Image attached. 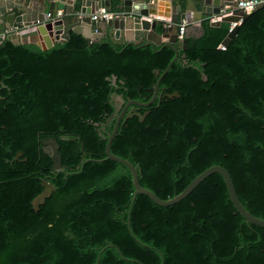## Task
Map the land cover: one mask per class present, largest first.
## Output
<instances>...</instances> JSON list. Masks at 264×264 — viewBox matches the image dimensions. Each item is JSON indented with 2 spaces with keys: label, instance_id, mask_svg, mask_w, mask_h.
Returning <instances> with one entry per match:
<instances>
[{
  "label": "trees",
  "instance_id": "trees-1",
  "mask_svg": "<svg viewBox=\"0 0 264 264\" xmlns=\"http://www.w3.org/2000/svg\"><path fill=\"white\" fill-rule=\"evenodd\" d=\"M200 28L184 36L186 49L159 85V96L179 97H157L140 109L143 122H121L110 151L164 200L222 166L244 208L264 219V7L224 49L229 23L204 19ZM174 56L169 47L88 44L73 32L45 51L10 37L0 43V264H264V228L236 211L219 173L162 207L141 194L132 202L129 169L104 160L111 95L148 102L153 71ZM51 136L63 172H50L41 148ZM42 180L55 190L36 212Z\"/></svg>",
  "mask_w": 264,
  "mask_h": 264
},
{
  "label": "water",
  "instance_id": "water-1",
  "mask_svg": "<svg viewBox=\"0 0 264 264\" xmlns=\"http://www.w3.org/2000/svg\"><path fill=\"white\" fill-rule=\"evenodd\" d=\"M172 1L175 0H170L167 6L168 9H164L163 12H156V0H120L116 15L112 18L105 19L96 14L99 8H105V10L110 12L109 2H105L104 0H0V30H6L15 26L21 28L23 30L22 32L12 33L10 37L17 44H36L43 51L51 48L57 42L64 43L67 41L70 32L82 35L88 44L104 38L114 45L122 46L123 49L130 45L136 47L150 46L156 52L164 47L171 48L175 52V56L171 62L162 72L158 69L153 71L157 80L151 99L145 103L133 100L129 101L124 110L117 116L114 126L106 140V157L104 160L121 163L129 169L134 187L131 198L132 202L136 194H141L147 196L155 204L162 207L172 206L180 202L208 176L219 173L224 179L229 199L236 211L247 223L264 228V219L254 216L242 205L236 194L230 174L224 167L219 165L210 166L198 174L179 194L164 200L140 185L136 168L132 163L114 155L110 151L111 143L117 135L119 125L129 105L147 107L157 97H179L178 92L172 94L166 93L161 96L158 95L162 78L168 72L172 63L179 58V50L186 49L187 47L186 39L178 38V25L182 21H185L188 25L201 22L202 19L204 20L205 18L218 14L223 7L232 6L235 0H200L199 6H197V0H186L183 11L181 4L171 3ZM77 5L79 6L78 9ZM262 7H264V3L257 5L253 11ZM57 9L63 10L64 15L53 20L45 21V15L49 13L52 16ZM251 12L244 13L242 10H238L231 15L223 16L216 22L210 23L214 27L220 26L223 22L235 23L223 39L222 46L228 47L230 45L237 34L241 22L247 19ZM93 14L96 15V18L92 20L91 16ZM164 18H168V22H165ZM38 21L41 23L36 25ZM5 38L7 37L0 35V43ZM112 83L116 84L115 76L112 77ZM118 99L123 103L121 97H118ZM133 110L134 108L131 111ZM147 114L148 112H144L143 114L139 111L136 113L128 112L125 119L131 118L134 115L138 117L140 122H143ZM40 143L45 146V153L51 158L52 168L63 172L62 155L59 151L60 146L56 137L51 136L40 139ZM17 156H23V152H18ZM41 185L43 187L42 191L31 201L32 209L36 212L45 203L46 199L50 198L52 192L55 190L54 186L46 180H42ZM103 250L104 248L100 251V254ZM98 260L96 264H98Z\"/></svg>",
  "mask_w": 264,
  "mask_h": 264
},
{
  "label": "built area",
  "instance_id": "built-area-1",
  "mask_svg": "<svg viewBox=\"0 0 264 264\" xmlns=\"http://www.w3.org/2000/svg\"><path fill=\"white\" fill-rule=\"evenodd\" d=\"M262 3H264V0H235L232 6L223 7L218 14L212 15L206 19L209 20V22L211 23V22H216L220 20L223 16L231 15L233 14V12L238 11V10H242L244 13H248V12L253 11V9L257 5L262 4ZM96 14H98L100 17H103L105 19L112 18L113 16L116 15V13L109 12L105 10V8L99 9ZM63 15H64L63 10L57 9L54 11L52 16L51 14L47 13L45 15V21L53 20V19L62 17ZM95 18H96V15L93 14L91 16V19L93 20ZM166 22H168V20ZM39 23L41 22L38 21L36 25ZM198 24L200 25L201 22H199ZM234 25L235 23H229V31L233 28ZM187 26L188 24L185 21H182L178 25V38H184ZM22 31L23 30L21 28H18L15 26V27H11L6 30H0V35L5 36V37H10L12 33H19ZM220 48L224 49L225 47L221 45Z\"/></svg>",
  "mask_w": 264,
  "mask_h": 264
},
{
  "label": "flooded vegetation",
  "instance_id": "flooded-vegetation-1",
  "mask_svg": "<svg viewBox=\"0 0 264 264\" xmlns=\"http://www.w3.org/2000/svg\"><path fill=\"white\" fill-rule=\"evenodd\" d=\"M113 76H114V75H113ZM113 76H112V77H113ZM112 77H110L109 80H108V81L111 82V84H113V83H112ZM115 77H116V76H115ZM116 83H117V77H116ZM113 85L116 86V84H113ZM118 97H121V98L123 99V103L119 101ZM129 101H132V100H125V99H124L122 96H120V95L112 94V95H111V99H110V102H111V105H112V112H111V114H110L109 116H106V120H105L104 126H110V125L112 124L113 120H114V123H115V121H116V119H117V116L120 115V113L124 110V108H125L127 102H129ZM133 101H136V100H133ZM137 102H140V101H137ZM141 103H143V102H141ZM133 108H134V110L131 111ZM141 108H144V107H138V106H136V105H129V106L126 108V110H125V113H124V116H123L121 122H125L127 119H131V118H133V117H136V116L133 115V117L125 119V116H126V114H127L128 112H132V113H136L137 111L140 112V109H141ZM137 118H138V117H137ZM124 119H125V120H124ZM104 126H103V127H104ZM113 126H114V124H113ZM41 148H42V150H43L44 153H45V146L42 145ZM45 154H46V153H45ZM16 157H18L17 154H16ZM19 157H22V156H19ZM25 160H26V159H25ZM51 169H52V170H51L50 172L59 171V170H54L52 167H51Z\"/></svg>",
  "mask_w": 264,
  "mask_h": 264
},
{
  "label": "crops",
  "instance_id": "crops-1",
  "mask_svg": "<svg viewBox=\"0 0 264 264\" xmlns=\"http://www.w3.org/2000/svg\"><path fill=\"white\" fill-rule=\"evenodd\" d=\"M104 1L105 2L108 1L109 4H110V8L112 7V0H104ZM169 3H170V0H156V4H155L156 5V7H155L156 12L157 11L158 12H161V11L163 12L164 9H168L167 6L169 5ZM171 3L178 4L176 0L175 1H172ZM185 5H186V3H185ZM185 5H184V7H185ZM184 7H182V11L184 10ZM99 9H101V8H99ZM114 13H116V12H114ZM164 20L166 22L168 20V18H164ZM202 20H201V22H202ZM198 23L199 22L191 23L190 25H188L186 27V33H185L184 36L185 37L186 36L187 37H194V38L200 36L201 35V28H200V25L201 24L199 25ZM10 38H12V37H10ZM12 40L16 43V41L13 38H12Z\"/></svg>",
  "mask_w": 264,
  "mask_h": 264
}]
</instances>
